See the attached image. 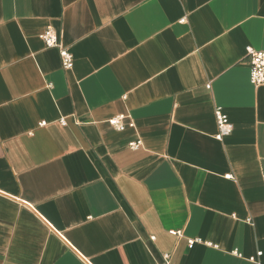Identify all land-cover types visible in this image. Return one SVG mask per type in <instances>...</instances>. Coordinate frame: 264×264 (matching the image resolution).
I'll use <instances>...</instances> for the list:
<instances>
[{
	"label": "crops",
	"instance_id": "1",
	"mask_svg": "<svg viewBox=\"0 0 264 264\" xmlns=\"http://www.w3.org/2000/svg\"><path fill=\"white\" fill-rule=\"evenodd\" d=\"M247 47L264 0H0V264H264Z\"/></svg>",
	"mask_w": 264,
	"mask_h": 264
},
{
	"label": "built area",
	"instance_id": "2",
	"mask_svg": "<svg viewBox=\"0 0 264 264\" xmlns=\"http://www.w3.org/2000/svg\"><path fill=\"white\" fill-rule=\"evenodd\" d=\"M39 38L44 43L47 48H56L58 49L61 63L64 69H71L73 66V56L68 51L67 48L63 47L60 39L51 27H47L40 35ZM246 57L249 68V81L250 83L257 86H264V50L255 51L251 47L246 48ZM214 116L217 124V134L215 138L217 140H222L224 137H227L232 132V125L229 122L227 116L222 112L221 108H216L214 111ZM125 117L120 115L110 120V124L118 131L124 129L123 119ZM62 124H65L64 121H60ZM45 123H41L40 126H44ZM141 146L140 141L130 144L131 149H138ZM172 235H178L179 233L171 232ZM189 244H193V241H189ZM260 255V253H259ZM165 263L170 264L168 256L164 257Z\"/></svg>",
	"mask_w": 264,
	"mask_h": 264
}]
</instances>
